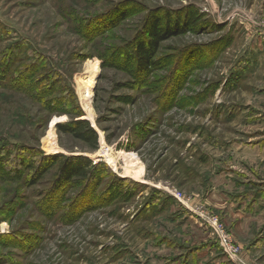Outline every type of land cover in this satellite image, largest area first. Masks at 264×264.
<instances>
[{
    "label": "rangeland",
    "instance_id": "1",
    "mask_svg": "<svg viewBox=\"0 0 264 264\" xmlns=\"http://www.w3.org/2000/svg\"><path fill=\"white\" fill-rule=\"evenodd\" d=\"M150 14H191L195 25L161 42L138 76L128 53ZM260 20L264 0H0V56L22 39L38 49L0 74V264H264ZM35 51L45 67H34ZM48 66L66 78L43 77ZM25 67L35 70L27 82ZM75 104L109 137L117 171L102 161L107 171L60 202L55 167L29 185L35 175L17 161L96 159L56 128ZM131 164L141 179L125 175Z\"/></svg>",
    "mask_w": 264,
    "mask_h": 264
},
{
    "label": "trees",
    "instance_id": "2",
    "mask_svg": "<svg viewBox=\"0 0 264 264\" xmlns=\"http://www.w3.org/2000/svg\"><path fill=\"white\" fill-rule=\"evenodd\" d=\"M195 25V17L190 15H184L181 18H169V16H156L155 14H150L144 25L143 35L138 40H135L134 43L131 45V49L128 53L129 60L134 65V71L138 76L144 75L145 73L151 71L154 66L156 65L155 55L158 52L161 42L177 35H181L185 33L190 25ZM20 42V41H19ZM14 46L17 48H7L9 51L8 54H3L0 57H3L0 60V67H4V70L0 72L1 75L5 74V69L7 70L10 66V61L16 62L19 60L25 59L22 55L24 51L28 49V46L35 47V50H38L34 44L29 42L28 40H21L19 43ZM19 45H25L24 47L18 48ZM39 55H37V54ZM40 51H35L37 58L35 57L34 67L37 69L38 67L44 66L45 58H40ZM10 54V55H9ZM6 55V56H4ZM45 67V66H44ZM49 67V66H48ZM50 68V67H49ZM27 71V76L25 78L26 82L29 81V77H33L35 70L28 69V67L24 68ZM25 71L23 73H25ZM54 77L52 81L56 79H61L66 76L61 73L56 68H50L49 72H46L43 77ZM14 79V81H20V77ZM14 78V77H13ZM50 82V83H51ZM49 83V84H50ZM48 84V85H49ZM72 94L71 97L74 96L77 101V95L74 90H71ZM74 93V95H73ZM74 98V100H75ZM74 110L69 112L70 119L65 122L58 123L56 128L59 133L70 135L73 139L80 142L84 148L89 150H96L98 147V140L99 135L96 129L90 124V122L84 119L83 112L80 109L78 104H75ZM53 112V111H52ZM55 113V112H53ZM105 140L109 141V137L105 136ZM11 144L10 142H7ZM6 145V144H5ZM14 146L17 144H13ZM18 148V147H16ZM40 162L36 160L27 161L25 158H19L17 164L19 167L30 170L34 175L35 178L31 179L29 185H37L39 179L43 178L51 169V167H55V177L52 180V188L58 189L61 195L62 201L65 192L63 191L65 188L69 189L72 188L78 181H86L83 182L82 187H89L92 175L94 176L93 170H106V165L102 162L103 160L93 161L90 157L85 154L81 153H73V154H64L62 152L55 153L49 156L40 157ZM3 159V158H2ZM4 162V161H3ZM46 163V166L43 168V165ZM24 164V165H23ZM107 164V163H106ZM107 171V170H106ZM114 179L118 181H124L125 178H121L117 175H114ZM126 180V179H125ZM98 180L95 179L93 185H98ZM91 193L90 191H86L81 195V197L89 199ZM89 197V198H88ZM55 199V198H54ZM79 198L74 199L73 207L75 203L78 202ZM77 200V201H76ZM57 200H55L56 203ZM82 201V200H81Z\"/></svg>",
    "mask_w": 264,
    "mask_h": 264
},
{
    "label": "bare ground",
    "instance_id": "3",
    "mask_svg": "<svg viewBox=\"0 0 264 264\" xmlns=\"http://www.w3.org/2000/svg\"><path fill=\"white\" fill-rule=\"evenodd\" d=\"M90 87V86H89ZM86 87L85 90L87 91L85 97L82 99V105L84 110L86 111V113L88 114L87 118L89 117V119L94 123V121L92 120V107H91V101H90V88ZM57 121V118H53L50 122V127H49V134L52 138V140L54 141V137H55V132L53 130V124L54 122ZM96 129V131L98 130L96 127H94ZM54 143V142H53ZM98 147L96 148V150L94 151V154H92V157H96V159H92V160H96L98 161V157H105V159H101L103 161H106L107 164H109L112 168H114L117 171V164L115 161V158L110 154L111 152L107 151V149H105L106 145H105V140L102 137V134L100 133L99 135V140H98ZM133 162V161H132ZM140 165V164H139ZM135 170V171H133ZM142 168L138 167L137 165L131 164L128 165L126 170H125V175L130 176L131 178L138 180L141 179L142 175ZM143 182V181H142Z\"/></svg>",
    "mask_w": 264,
    "mask_h": 264
},
{
    "label": "built area",
    "instance_id": "4",
    "mask_svg": "<svg viewBox=\"0 0 264 264\" xmlns=\"http://www.w3.org/2000/svg\"><path fill=\"white\" fill-rule=\"evenodd\" d=\"M257 26H259L261 29H264V20H260L259 23L256 24ZM179 195V193H178ZM225 243L227 244L228 242V247H227V251L231 252L232 254L236 252V249L233 245H231L230 243V238H224Z\"/></svg>",
    "mask_w": 264,
    "mask_h": 264
},
{
    "label": "crops",
    "instance_id": "5",
    "mask_svg": "<svg viewBox=\"0 0 264 264\" xmlns=\"http://www.w3.org/2000/svg\"><path fill=\"white\" fill-rule=\"evenodd\" d=\"M254 27H255V25H254ZM256 33H258L262 37V39H264V29L259 30V32H253L252 34L256 35Z\"/></svg>",
    "mask_w": 264,
    "mask_h": 264
},
{
    "label": "water",
    "instance_id": "6",
    "mask_svg": "<svg viewBox=\"0 0 264 264\" xmlns=\"http://www.w3.org/2000/svg\"><path fill=\"white\" fill-rule=\"evenodd\" d=\"M59 121H56V122H54V124L53 125H55V124H57Z\"/></svg>",
    "mask_w": 264,
    "mask_h": 264
}]
</instances>
